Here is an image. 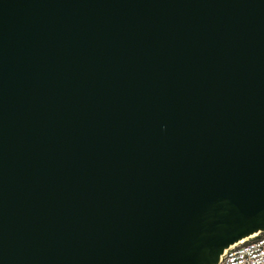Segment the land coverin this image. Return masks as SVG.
<instances>
[{
	"label": "water",
	"instance_id": "1",
	"mask_svg": "<svg viewBox=\"0 0 264 264\" xmlns=\"http://www.w3.org/2000/svg\"><path fill=\"white\" fill-rule=\"evenodd\" d=\"M264 231V0H0V264H217Z\"/></svg>",
	"mask_w": 264,
	"mask_h": 264
},
{
	"label": "built area",
	"instance_id": "2",
	"mask_svg": "<svg viewBox=\"0 0 264 264\" xmlns=\"http://www.w3.org/2000/svg\"><path fill=\"white\" fill-rule=\"evenodd\" d=\"M217 264H264V231L229 246Z\"/></svg>",
	"mask_w": 264,
	"mask_h": 264
}]
</instances>
